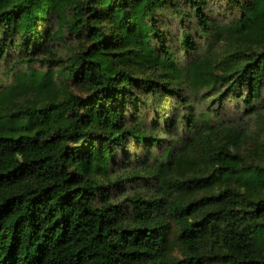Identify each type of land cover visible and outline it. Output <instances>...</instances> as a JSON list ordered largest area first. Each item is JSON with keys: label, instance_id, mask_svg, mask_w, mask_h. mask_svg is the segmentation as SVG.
<instances>
[{"label": "trees", "instance_id": "1", "mask_svg": "<svg viewBox=\"0 0 264 264\" xmlns=\"http://www.w3.org/2000/svg\"><path fill=\"white\" fill-rule=\"evenodd\" d=\"M263 107L264 0H0V264H264Z\"/></svg>", "mask_w": 264, "mask_h": 264}, {"label": "rangeland", "instance_id": "2", "mask_svg": "<svg viewBox=\"0 0 264 264\" xmlns=\"http://www.w3.org/2000/svg\"><path fill=\"white\" fill-rule=\"evenodd\" d=\"M213 1H215L216 4H220V5L224 3V0H213ZM226 16L228 17V15ZM178 28H179L178 24L174 23L173 25H171V28L168 29V34L174 39L173 43L175 47L179 45ZM236 47H238L236 43L225 40L222 41L220 44H218L215 49L218 54L222 55L233 50ZM76 49H77V43L71 40L70 46L68 48L63 49L61 54L64 55L67 53H72ZM180 54L181 53L179 52V55ZM218 60H220V58ZM35 67L41 70L46 69L44 66L39 64H35ZM69 91L76 95H79L80 97H83V92H81L80 90L76 89L73 86L69 87ZM221 92L222 90L220 91V93ZM222 94L224 97V101L227 104V107L233 108L237 104V102L234 99L227 96L230 94H228L227 92H223ZM56 97L59 96L57 95ZM212 98L213 96L204 100L202 102V107L206 108L212 101ZM167 109H168V105H167V101L165 100V106L162 109V111H166ZM232 111L233 110H231L230 112ZM239 153L244 155L246 160L251 164L256 163V164L264 165V107L260 110L258 116L253 117L248 122V138L244 143V145L239 149ZM123 161H124L123 159L116 161V164H119L120 167L114 170L115 166L112 165L111 167L112 172L108 173V178H110L111 180H114L117 175L122 177V183H118L116 187L111 190L112 191L111 193L114 195V199L116 202L122 200L125 196H137L140 194L141 195L144 194V187L142 183L138 182L137 180L133 181L127 178L125 179V177L123 178L122 175L124 171L121 168ZM188 174H190V172H188ZM99 175L103 177V174H99ZM176 236H177V230L174 226H171L169 233L166 236L168 243V250L171 255L179 258L181 256V250L176 242Z\"/></svg>", "mask_w": 264, "mask_h": 264}]
</instances>
